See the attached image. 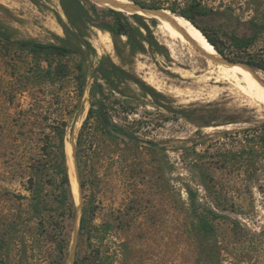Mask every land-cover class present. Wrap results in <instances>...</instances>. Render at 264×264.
Returning a JSON list of instances; mask_svg holds the SVG:
<instances>
[{"label": "rangeland", "instance_id": "374dc122", "mask_svg": "<svg viewBox=\"0 0 264 264\" xmlns=\"http://www.w3.org/2000/svg\"><path fill=\"white\" fill-rule=\"evenodd\" d=\"M91 2L100 10L107 8L99 0ZM190 2L161 1L168 10ZM82 5L94 15L86 0ZM202 6L207 12L197 21L218 41L223 56L236 62L251 53L264 63V0H202ZM100 13V21L113 22L111 15ZM144 19L149 27H141L148 39L146 50L133 53L126 35L115 40L85 16L74 26L61 0H0V29L11 35L10 40L0 36V228L6 217L22 215L27 207L28 200L21 196L31 193L21 172L22 154L39 152L40 123L64 119L77 204L68 225L66 264H74L82 207L88 199L97 205L96 225L117 221L103 241L95 236L92 245L82 241L79 246L81 255L100 246V264H264V106L242 94L235 81L211 73L218 70L216 65L189 44L170 39L158 19ZM72 30L91 41L99 55L139 76L154 94L130 79L121 83L126 95L117 92L115 120L132 122L139 127L138 135L152 143L109 145L115 161L101 156L92 164L91 178L95 170L98 173L96 187L84 189L75 145L89 112L98 60L91 53L35 54L16 43L34 39L89 52ZM235 37H253V42L238 48ZM51 63L62 66L67 76L43 77V68ZM80 64L87 73L82 95ZM255 70L264 81V71ZM25 136L34 143L25 146ZM188 187L197 191L196 213ZM198 216L209 220L208 231L200 230ZM23 237L14 232L16 240L6 259L0 251V264H51L50 245L41 250L28 236L25 247Z\"/></svg>", "mask_w": 264, "mask_h": 264}, {"label": "trees", "instance_id": "16d2710c", "mask_svg": "<svg viewBox=\"0 0 264 264\" xmlns=\"http://www.w3.org/2000/svg\"><path fill=\"white\" fill-rule=\"evenodd\" d=\"M86 1L94 15H90L88 10L82 5V0H61L74 26H78V17L85 16L86 20L102 30H109L115 40H117V37L126 35L131 52L137 53L146 50L145 41H148V39L145 37L141 27L146 29H149V27L143 16L132 15L139 24V26H136L129 20L127 14L107 5V8L101 10L105 11L107 15H111L114 18L113 22L100 21L101 10L99 6L96 3H92L91 0ZM132 1L147 7L165 8L163 3H161L162 0L150 4L141 0ZM168 8L193 22L214 44L216 49L222 55H226L218 41L197 21L199 16L205 15L207 12L202 6V0H191L184 7L175 5ZM72 32L81 43L87 46L89 52L64 44L46 43L34 39H19L16 43L35 54L50 53L66 56L73 52H80L84 55L91 53L98 60L94 82L90 88L89 112L78 132L75 145L81 187L84 189L88 185L92 186V184L96 187L94 181L98 178V173L95 170L91 178L90 166L92 164H96L101 156H109L112 161H115V157L112 156L111 152L112 147L109 145L117 147L120 143H135L140 147L152 143V141L142 139L138 135L139 127L134 126L132 122L120 124L115 120L114 116L117 115V92L125 94V91L121 88L122 82L130 79L141 85L147 93H152L153 89L151 87L149 90L146 89V83L139 76L117 65L110 57L99 55L91 41H85L80 38L78 33L73 30ZM0 36L7 40L11 39V35L1 29ZM233 42L238 48H247L252 44L253 37H235ZM246 55L248 57H240L236 62L245 63L254 69L264 71V63L261 58L251 53H246ZM78 69L79 92L82 95L85 90L87 73L83 64H80ZM43 71L42 76L46 78L48 76L60 79L67 76L62 66L54 67L53 63L50 64L48 69L43 68ZM40 124L42 133L39 139L36 140V145L38 141L39 152L29 154L26 151L22 154L23 168L21 172L23 178L29 184L27 188L31 195L21 196V198L28 200L27 207L22 215L6 217L5 222L2 223V228H0V251L3 252L5 256L3 258L6 259V252L12 249L13 242L16 240L13 239L14 232H21L24 234L23 246L27 247L30 241L41 250L50 245V263L66 264L70 246L68 225L69 221L75 218L77 213V204L72 190L66 152L68 123L66 120L60 119L50 124L43 121ZM46 128H50L51 132H46ZM22 142L27 147L34 143L32 138L28 136H25ZM188 193L191 200V208L196 213L199 206L197 191L188 187ZM96 211L97 205L94 199H88L84 202L74 264H100L102 260L100 246L95 249L94 253L85 255H81L79 246L82 241L92 245L95 236L100 241H103L112 229L117 228V221L112 220L96 225L94 223ZM198 218L200 219L201 216H198ZM210 226L209 220L200 219V230L208 231ZM28 236H33V238L30 240Z\"/></svg>", "mask_w": 264, "mask_h": 264}, {"label": "bare ground", "instance_id": "6f19581e", "mask_svg": "<svg viewBox=\"0 0 264 264\" xmlns=\"http://www.w3.org/2000/svg\"><path fill=\"white\" fill-rule=\"evenodd\" d=\"M99 1L127 15H131V16L141 15L143 17H146L147 19H150V18L158 19L160 23V28L163 30V33H165L170 39H176V40L179 39L180 41H183L189 44L190 46L200 51V53H202L207 58L208 60L207 62H210V64L212 65L214 64L216 65V68H218V70H215V71L213 70V72L211 73L217 74L218 78L231 80V82L232 80L235 81L236 88L238 87V89L242 92V94H245L247 97H249V99L253 103L264 106V84L261 83L259 79L257 78L258 72L253 73L252 71L241 66L239 63L229 64V63H223L221 61H215L211 56L212 55L219 56V51L208 40V38L201 31V29L198 28L193 22H191L186 17L178 15L174 13L175 11L172 12L168 9H163L161 12H154L148 9H143L139 7L138 5H136L134 1L132 0H99ZM196 35L197 37H199L201 42L197 40ZM152 79H151V82L153 81ZM154 84H155V81H154Z\"/></svg>", "mask_w": 264, "mask_h": 264}, {"label": "water", "instance_id": "95a60500", "mask_svg": "<svg viewBox=\"0 0 264 264\" xmlns=\"http://www.w3.org/2000/svg\"><path fill=\"white\" fill-rule=\"evenodd\" d=\"M134 3L136 5H138L139 7L143 8V9H148V10H151V11H154V12H161L163 9L165 8H159V7H147V6H144L140 3H137L134 1ZM206 36V35H205ZM209 40V39H208ZM213 44V43H212ZM214 45V44H213ZM207 55V54H206ZM215 61H221L223 63H229V64H236V63H239L241 66L245 67L246 69L252 71L253 73L256 72V70L254 68H252L251 66L245 64V63H240V62H235V61H232L231 59H229L228 57H225L223 56L220 52H219V56H211ZM257 78L259 79V81L261 83L264 84V81L263 79L258 75Z\"/></svg>", "mask_w": 264, "mask_h": 264}]
</instances>
